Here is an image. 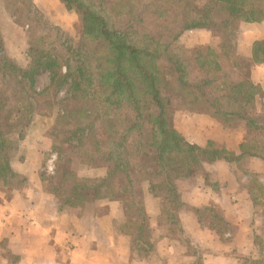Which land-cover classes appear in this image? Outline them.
I'll return each instance as SVG.
<instances>
[{
    "label": "trees",
    "instance_id": "1",
    "mask_svg": "<svg viewBox=\"0 0 264 264\" xmlns=\"http://www.w3.org/2000/svg\"><path fill=\"white\" fill-rule=\"evenodd\" d=\"M0 1L18 23L54 27L64 36L31 0ZM59 1L76 16L79 39L72 51L71 45L66 48L74 56L66 64H76L72 74L58 72V59L30 44L29 32L25 65L8 58L0 37V187L13 192L27 185L13 171L11 160L22 156L19 148L27 131L38 126L35 97L42 92H36L34 77L46 72L45 90L67 82L70 92L68 98L56 100L53 129L47 134L57 158L54 174L40 175L57 211L101 200L120 202L124 219L114 230L129 237L138 259H146L154 249L141 198L142 185L147 183L149 192L161 200V227L189 244L178 222L184 207L177 189L181 180L189 181L205 163H235L242 156L264 154L262 143L251 139V128L256 132L264 127L263 119L250 115L260 91L249 83H235L226 70L238 64L233 47L239 24L264 20V0ZM149 16L159 21L152 29ZM196 29L218 33L219 48L188 52L178 48L179 36ZM252 58V63L264 62V43L255 44ZM166 97L190 112L210 110L224 125L243 124L248 143L240 146L237 155L224 147L188 142L171 127L173 114L165 107ZM110 109L123 116L117 124ZM66 149L70 150L67 158ZM244 174L251 199L264 205L258 202L257 192L264 194V189L251 173ZM206 211L197 210L199 218ZM224 224L209 212V227L221 233L227 230ZM193 250L197 261L201 251Z\"/></svg>",
    "mask_w": 264,
    "mask_h": 264
},
{
    "label": "crops",
    "instance_id": "2",
    "mask_svg": "<svg viewBox=\"0 0 264 264\" xmlns=\"http://www.w3.org/2000/svg\"><path fill=\"white\" fill-rule=\"evenodd\" d=\"M31 2L48 23L62 30L76 21L59 0ZM65 19H71V26L64 24ZM29 27L26 22L18 23L0 1V37L5 53L22 65L27 63L19 57H24L27 50ZM256 43H264V20L241 22L233 47V58L238 64L226 70L235 83H249L259 89L250 115L264 120V62H251ZM197 45L217 50L219 39L211 35L210 40H199ZM210 112H175L171 127L199 147H224L238 155L240 146L250 138L247 127L224 125ZM39 126L27 131L19 148L22 156L11 160L13 171L23 176L27 185L13 192L0 187V264L264 263V205L251 199L244 174L251 173L264 189V154L242 156L235 163H205L189 181L181 180L177 189L184 207L178 222L189 244L177 233L161 227V200L143 183L141 198L154 249L146 259H138L132 253L129 237L114 230L124 219L120 202L101 200L61 212L54 208L52 195L45 191L40 179L47 155L52 158L51 140L46 127ZM251 129V139L255 137L264 147V127L256 132ZM257 192L261 195L258 202L264 204V194ZM205 209L207 213L199 218L197 210ZM209 212L225 221L226 231L220 233L209 227ZM193 249L201 251L198 262Z\"/></svg>",
    "mask_w": 264,
    "mask_h": 264
},
{
    "label": "rangeland",
    "instance_id": "3",
    "mask_svg": "<svg viewBox=\"0 0 264 264\" xmlns=\"http://www.w3.org/2000/svg\"><path fill=\"white\" fill-rule=\"evenodd\" d=\"M146 16H148V15H146ZM149 17H151V16H149ZM66 18H69V17H66ZM70 18L76 19V16L74 14H72V17H70ZM151 18L153 19V23L150 26V28L148 27L149 25H147V27L149 29H152L153 25L159 24V21L157 20L156 17H151ZM145 22L147 24V20ZM150 22H151V19L149 20V23ZM22 23H24V22H22ZM26 23L30 26L29 33H28L30 44H32L33 46H35V48H38L44 52L45 51H47V52L51 51L52 54L54 55V57H56L58 59L57 71L62 72V73L70 72L72 74L75 71V65L76 64L75 63L72 64L71 62L66 64V61L74 59L73 53L71 54V52H68L66 48L69 47L70 45H71V51H72L73 47L75 48V44L77 43V41L79 39V36L77 33V26L74 27V25H73L72 27L65 28V30L61 29V31H63V33H64V36H61V35L57 34L54 27L43 29L41 25L36 26L32 22L31 23L26 22ZM64 24L71 26V19H65ZM211 35L213 37L219 39L218 33H216V32H209V31L192 32L191 30L184 31L179 36L176 45L181 50H185L187 52L192 51L198 47H205L206 45H197V42H199V40L200 41H203V40L208 41V40H210ZM69 42L73 43V44H70ZM190 45H193L195 47H191ZM92 51L90 53H92ZM96 51H97V49H96ZM94 53H96V52L94 51ZM92 55H94V54L92 53ZM19 59L20 60L24 59V60L28 61L27 60L28 59L27 50L24 54V57L20 56ZM67 65H68V67H67ZM48 86H49V75H48V73L40 72V73L35 75V77H34V88H35L36 92H39V93L42 92V94L39 97H35L36 103H35L34 115H35L36 120H37V125H40L39 127H41V126L44 127V129L46 127L47 134L50 130L53 129V128L51 129L52 117H53V111L57 107L56 100H64L70 96V92L68 90L67 82H65V85H63V86L58 87V86L52 85L48 90H45L46 87H48ZM164 95H166V94H164ZM164 104H165L166 109L169 110L170 112H172V114L175 112H179V111H185L184 108L179 106L177 104V102L175 100H173L171 97H166L164 99ZM108 112L111 114L110 116L116 124H117V119L122 120V118H123V116L116 114L115 109H110ZM61 123H66V121L62 120ZM55 127H56V124H55ZM90 140H92V139H90ZM69 152H70L69 149L65 150L66 158H67ZM49 155H51L52 158H50V156L47 155L45 163L41 169L42 170L41 174H43V176L45 178H49L54 174L55 166H56V162H57V160H56L57 158H56V155L54 152L49 150ZM44 189H45V191H47V187L46 188L44 187ZM53 206H54V208H56L55 205H53ZM78 208L81 209L82 206L78 207ZM79 212H80V210H79ZM257 264H264V263H257Z\"/></svg>",
    "mask_w": 264,
    "mask_h": 264
}]
</instances>
